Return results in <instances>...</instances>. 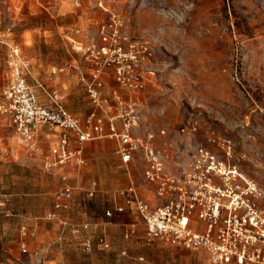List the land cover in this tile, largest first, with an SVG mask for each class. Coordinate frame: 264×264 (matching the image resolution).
Instances as JSON below:
<instances>
[{
  "label": "rangeland",
  "instance_id": "rangeland-1",
  "mask_svg": "<svg viewBox=\"0 0 264 264\" xmlns=\"http://www.w3.org/2000/svg\"><path fill=\"white\" fill-rule=\"evenodd\" d=\"M17 4L0 0V133L6 152L22 140L8 97L16 65L19 78L37 97L38 92L45 97L43 106L57 101L86 130L101 121V138L109 135L110 119L126 104L117 113L109 104L98 107L83 77L91 70L87 47L99 42L100 25L116 16L131 39L147 40L155 53L150 64L155 76H146L143 93H133L141 118L138 133L165 131L171 139L165 149L180 151L181 164L205 146L264 191V0H91V8H76L61 18L44 8H14ZM84 11L94 17L82 23ZM25 143L23 159L33 142ZM54 178L53 168L32 171L8 158L3 166L0 208L10 226L6 247L20 251L26 264H213L205 250L150 238L146 229L131 232L121 251L96 239L88 251V237L81 235L87 229L82 226L74 237L64 232L56 195L67 185L64 178L54 184ZM31 221L46 237L33 245Z\"/></svg>",
  "mask_w": 264,
  "mask_h": 264
},
{
  "label": "built area",
  "instance_id": "built-area-1",
  "mask_svg": "<svg viewBox=\"0 0 264 264\" xmlns=\"http://www.w3.org/2000/svg\"><path fill=\"white\" fill-rule=\"evenodd\" d=\"M123 27L122 20L112 16L100 25L99 42L91 44L85 52L91 71L83 81L98 107L118 96L106 86L108 72L119 86L135 93L145 88L146 76L156 74L150 65L155 55L152 45L147 40L131 39ZM14 55L18 56V51H14ZM8 97L12 103L13 123L23 141L33 142L43 126H55L64 131L59 144L51 150L54 159L48 169L64 166L72 160L83 164L82 146L102 137L104 132L101 121L92 124L95 115L88 119L92 129L86 130L59 102L51 108L43 106L24 79L19 78L11 85ZM140 119L137 104L127 103L120 114L110 119L109 136L119 140V154L124 163H129L137 150L145 151L148 163L145 178L157 183L158 196L166 199L162 205L152 208L136 198L147 235L186 249L205 250L214 264H264V191L237 167H230L202 145L180 164L178 173L168 172L163 153L154 145L156 133L149 132L144 138L137 136ZM118 121L121 129L116 125ZM67 132L75 134L76 149L71 148L72 139ZM160 134L164 136L166 132ZM179 153L177 150V156ZM71 198L72 188L66 186L56 195V208H63V203ZM200 224L205 226L203 231L198 229ZM100 244L109 247L105 240ZM23 252H27L25 247Z\"/></svg>",
  "mask_w": 264,
  "mask_h": 264
},
{
  "label": "crops",
  "instance_id": "crops-1",
  "mask_svg": "<svg viewBox=\"0 0 264 264\" xmlns=\"http://www.w3.org/2000/svg\"><path fill=\"white\" fill-rule=\"evenodd\" d=\"M19 1L21 4L15 5L14 8H44L45 12L60 18L76 8H91V6L88 7L91 0ZM79 1H88V3L85 6H80ZM35 11L37 12V10ZM93 17L92 12L84 11L80 22H89ZM14 69V76L17 80L21 75L20 68L16 65ZM105 81L107 88L116 91L118 94L117 98L109 99V106L115 108L116 113L124 104L134 103L133 101L138 100L133 95L135 92L122 88L116 83L111 72L105 75ZM145 90L146 85L141 92L137 93H143ZM38 96L40 103L45 100L41 92H38ZM53 106V104H50L46 107L51 108ZM77 117L82 120L83 114H77ZM116 125L121 129L120 121ZM63 132L55 126L40 128L29 147L32 149L31 154L33 156H29L31 155L29 154L25 159L22 156L23 149L21 146L26 147V143L20 140L21 146L12 148V153L6 152L4 137L0 133V183H3V166L7 158L14 163L28 167L32 171L44 168L50 171L48 166L54 159L51 150L59 144ZM67 133L70 134L72 139L71 148L76 149L78 143L75 134L73 132ZM139 135L144 138L146 134L137 133V136ZM169 140L171 139L168 135L163 136L158 133L154 145L164 155L166 170L171 173H178L181 163L177 156V150L171 149L170 146V148L165 149L164 143L169 142ZM117 147H120L119 140L111 138L109 135L104 138H96L82 146L83 164H78L76 160H72L64 166L53 168L55 174L54 184H59L60 178H64L65 184L72 188V198L63 203V208H56L60 213L59 215H62L65 220L64 232L67 231L73 237L78 236L82 231V226L88 225L89 228L81 233V235L85 234L88 237L85 244L86 247L90 246L87 249L88 251L91 250L92 241L95 239L99 244L101 240H105L109 246L106 249L121 251L129 245L128 239L131 232L133 235V233L143 232L146 229L145 222L137 211L136 198L147 202L152 208H156L166 201V199L158 196V184L149 182L145 178V171L148 167L145 151L142 148L137 150L133 159L129 163H124L122 156L119 152H116ZM35 185L38 186V184ZM41 185L44 187L43 184ZM131 188H133V191H130ZM2 191L0 185V197ZM107 212H111V215L108 216ZM21 223L20 221L19 224ZM200 225L201 227H198V229L203 231L205 226ZM7 226L4 212L0 208V264H26L21 259L20 251H13L11 248L6 247V235L10 232V226ZM29 226L34 230V237L30 240L32 245L46 239L42 236V228L37 227L36 222L31 221Z\"/></svg>",
  "mask_w": 264,
  "mask_h": 264
},
{
  "label": "bare ground",
  "instance_id": "bare-ground-1",
  "mask_svg": "<svg viewBox=\"0 0 264 264\" xmlns=\"http://www.w3.org/2000/svg\"><path fill=\"white\" fill-rule=\"evenodd\" d=\"M230 156V155H229ZM230 161V160H229Z\"/></svg>",
  "mask_w": 264,
  "mask_h": 264
}]
</instances>
